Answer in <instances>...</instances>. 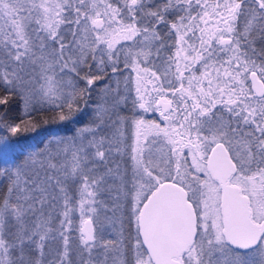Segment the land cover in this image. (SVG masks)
<instances>
[{
    "label": "snow or ice",
    "instance_id": "1",
    "mask_svg": "<svg viewBox=\"0 0 264 264\" xmlns=\"http://www.w3.org/2000/svg\"><path fill=\"white\" fill-rule=\"evenodd\" d=\"M0 264H264V0H0Z\"/></svg>",
    "mask_w": 264,
    "mask_h": 264
},
{
    "label": "trees",
    "instance_id": "2",
    "mask_svg": "<svg viewBox=\"0 0 264 264\" xmlns=\"http://www.w3.org/2000/svg\"><path fill=\"white\" fill-rule=\"evenodd\" d=\"M43 133H41L42 135ZM33 139V134H28L27 136H25V138L21 141L22 144H27L32 142Z\"/></svg>",
    "mask_w": 264,
    "mask_h": 264
}]
</instances>
